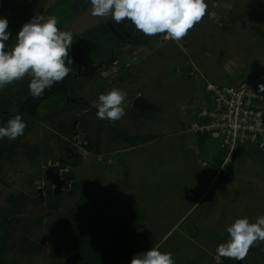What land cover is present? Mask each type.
I'll list each match as a JSON object with an SVG mask.
<instances>
[{
	"label": "rangeland",
	"instance_id": "1",
	"mask_svg": "<svg viewBox=\"0 0 264 264\" xmlns=\"http://www.w3.org/2000/svg\"><path fill=\"white\" fill-rule=\"evenodd\" d=\"M206 3L177 42L127 20L118 30L110 16L91 15L90 0H0L8 49L36 14L57 17L73 43L97 26L99 51L113 46L69 74L71 100L56 89L23 110L22 81L0 88V127L17 114L27 124L19 139H0V264H130L157 243L175 264H264V242L243 261L216 254L235 219L264 216V146L231 153L221 133L196 126L208 83L264 85V0ZM112 88L127 99L110 123L92 104Z\"/></svg>",
	"mask_w": 264,
	"mask_h": 264
},
{
	"label": "clouds",
	"instance_id": "2",
	"mask_svg": "<svg viewBox=\"0 0 264 264\" xmlns=\"http://www.w3.org/2000/svg\"><path fill=\"white\" fill-rule=\"evenodd\" d=\"M90 4L94 17L110 16L116 24L127 20L146 36L166 33L167 39L177 42L202 20L208 9L206 0H90ZM224 7L231 9L232 5ZM57 25V17L36 14L21 26L16 43L8 49L9 22L7 18H0V88L26 79L30 95L40 98L69 76L74 63L69 54L73 35ZM260 90L264 91V85H260ZM126 99L124 90L112 88L99 94L92 107L98 119L112 123L126 114ZM26 127L22 115L17 114L6 126L0 127V139L14 140L24 135ZM226 231L228 239L217 246L216 254L243 261L251 247L264 242V216H259L254 223L248 218L235 219ZM160 247L157 243L135 254L130 264H175L172 253L162 252Z\"/></svg>",
	"mask_w": 264,
	"mask_h": 264
},
{
	"label": "built area",
	"instance_id": "3",
	"mask_svg": "<svg viewBox=\"0 0 264 264\" xmlns=\"http://www.w3.org/2000/svg\"><path fill=\"white\" fill-rule=\"evenodd\" d=\"M207 89L210 98L198 114V131L216 137L222 134V146L231 153L246 145L264 146V92L254 82L237 87L208 83Z\"/></svg>",
	"mask_w": 264,
	"mask_h": 264
},
{
	"label": "crops",
	"instance_id": "4",
	"mask_svg": "<svg viewBox=\"0 0 264 264\" xmlns=\"http://www.w3.org/2000/svg\"><path fill=\"white\" fill-rule=\"evenodd\" d=\"M119 25L120 24H116L115 26H119ZM120 28H122V27L119 26V29L118 30H120ZM87 31H89L87 33V38H85V36H80L79 38L76 39V41H74V43L71 46V49H70V53L69 54H70L71 57H72V55H74V58L72 57V59H74V62H75L74 63L75 64V67H74L73 71L71 72L72 75H74L75 73H77L81 67H82V69L85 67V62L87 60V56H86L87 54H89V55L91 54L92 55V53H93L94 54V57H93L92 61H95V62L98 61L99 62L102 59H104L105 56H107V53H110V50L111 49H113V46H112V47H110L107 50L106 49H103L104 50V53L100 52L98 48H101V47L103 48V45L102 44L105 41V37L103 35H101V34L98 33L99 30H98V27L97 26H96V28L88 29ZM121 31L122 32H119L118 31L117 33L114 31L113 34H110V36L113 39V42L114 43L117 42V41L120 42L123 39L125 40L124 35L127 34V33H125V31L127 32V29L126 28H123ZM125 36H127V35H125ZM108 38H109V35H108ZM77 46H78V48H77ZM73 47H76L77 49L75 50V49H73ZM94 48H95V50H93ZM76 51H79L80 52V56H81L80 58L75 53ZM75 56H76V58H75ZM69 79L70 78L68 76V77H66L64 79V81L62 83L55 84L51 89L46 90L45 93H44V95L42 97H40V98H33L30 95V93H29V91L27 89V83H28V81L25 79L24 81L21 82L20 87L17 88V91L24 90L25 93H26V94H24L22 96V99H23L22 101L23 102L21 103L20 106L23 108V110H28V108L32 107V111H33V110L36 109L35 108V105H36L37 102H39V100H41L43 97L47 96L48 94L56 91V89H60L61 90V93H63V94L67 93L69 91V84H70V80ZM23 86H25V87H23ZM1 112H3V111H1Z\"/></svg>",
	"mask_w": 264,
	"mask_h": 264
},
{
	"label": "flooded vegetation",
	"instance_id": "5",
	"mask_svg": "<svg viewBox=\"0 0 264 264\" xmlns=\"http://www.w3.org/2000/svg\"><path fill=\"white\" fill-rule=\"evenodd\" d=\"M91 56V55H90ZM93 59V58H92ZM90 62V58L89 57H87V60H86V62H85V67L82 69V67L79 69V71L76 73V74H74V77L76 76H78L80 73H82V71L83 70H85V68H86V66L88 65V63ZM92 62V61H91ZM98 62V61H97ZM96 62V63H97ZM72 79V77H70V80ZM71 82V81H70ZM69 85H71V83L69 84ZM72 90H74V88H70L69 87V91L67 92V93H65V94H63L64 96H65V98L64 99H70L71 100V97H70V95H68L69 93H71L72 92ZM79 93V92H78ZM6 115V114H5Z\"/></svg>",
	"mask_w": 264,
	"mask_h": 264
},
{
	"label": "trees",
	"instance_id": "6",
	"mask_svg": "<svg viewBox=\"0 0 264 264\" xmlns=\"http://www.w3.org/2000/svg\"><path fill=\"white\" fill-rule=\"evenodd\" d=\"M134 33H135V32H132V33L130 32L129 35H128V37H129L131 40H132V38H133V36H134ZM86 50H87V49H86ZM93 50H95V48H94ZM72 79H73V78H72ZM72 79H71V80H72ZM71 80H70V81H71ZM59 96H60L62 99L65 98V96H64L63 94H60ZM19 138H20V137H18L17 139H19ZM237 151H238V150H237ZM226 174H227L226 171L223 172L222 174H220V179L225 178Z\"/></svg>",
	"mask_w": 264,
	"mask_h": 264
}]
</instances>
